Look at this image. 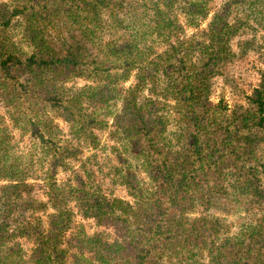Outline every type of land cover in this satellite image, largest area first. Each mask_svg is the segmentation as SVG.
<instances>
[{
    "label": "trees",
    "instance_id": "16d2710c",
    "mask_svg": "<svg viewBox=\"0 0 264 264\" xmlns=\"http://www.w3.org/2000/svg\"><path fill=\"white\" fill-rule=\"evenodd\" d=\"M213 1L0 0V264H264V68L243 103L211 100L264 63V0L201 28Z\"/></svg>",
    "mask_w": 264,
    "mask_h": 264
},
{
    "label": "rangeland",
    "instance_id": "374dc122",
    "mask_svg": "<svg viewBox=\"0 0 264 264\" xmlns=\"http://www.w3.org/2000/svg\"><path fill=\"white\" fill-rule=\"evenodd\" d=\"M226 0H214L213 1V5L211 6V12L210 15L208 17V19L201 25V28H205L207 22L210 20V18L212 17V14L218 10H220L221 5L223 2H225ZM233 20V16L232 19ZM264 31H260V35L263 34ZM191 33V32H190ZM189 33V34H190ZM258 37L259 34H258ZM234 44V42H232V45ZM264 68V63L262 62L261 58L258 57L257 54H247L242 58L237 59L234 62V65H232L231 67L228 68L229 73L234 77L235 80V86L236 88H233L231 86H229L223 76H220L216 79L215 81V88L213 91V95L211 97V100L213 102H217L220 99H223L229 106V108L233 107L236 104L239 103H243V97L244 95H249L251 94V92L253 91V89L257 86L259 79H260V71ZM135 82V77L132 75L128 78V80H126L123 83L124 88H127L131 85H133ZM73 84H76L77 87L79 86H83L88 84L87 80L83 77H75L72 81ZM99 107V106H97ZM4 113V108L2 107V103L0 102V114ZM57 122V124L59 126H61L64 130V132L67 134V125L64 121H62V119H56L55 120ZM8 125H10V122H8ZM97 134L99 135V139H100V146L98 148L97 151H95L97 153V158L98 161L100 163L103 162H107V160L111 161V164H116L115 163V157L113 156V154L110 151V147L113 145V142L111 140H109L108 138V132L107 130L104 132H100L98 130H96ZM14 134V137L16 138V140H19V135L17 131H13L12 132ZM28 143L27 138L24 137V139L22 141H20V145L26 146ZM263 149L261 150L260 154L264 155V146L262 145ZM93 152V151H92ZM91 149H89V152H87L86 150H82V154L86 155L88 153H92ZM77 164H74V168L76 169ZM106 171V169H105ZM64 173H61L59 175V178L62 179L64 177ZM104 181V191L105 193L109 194L110 191H112V193L114 194V196L119 197L121 199L124 200H130V198L128 197L124 187L120 186V185H116V184H112L110 182L109 178H101ZM220 204L224 205L225 207H231V210L234 211V207L227 203L225 200H220ZM226 210V209H224ZM231 214L230 212H228L227 217L231 218ZM76 222H80L84 228H86V230L90 233L94 232V231H99L102 228H96L93 224V220L91 219H80L79 217H76L75 219ZM76 224L72 226V229L70 230L71 233H75L76 232Z\"/></svg>",
    "mask_w": 264,
    "mask_h": 264
}]
</instances>
